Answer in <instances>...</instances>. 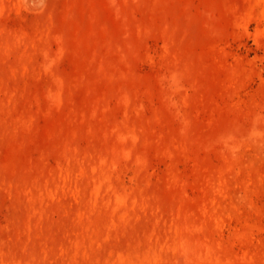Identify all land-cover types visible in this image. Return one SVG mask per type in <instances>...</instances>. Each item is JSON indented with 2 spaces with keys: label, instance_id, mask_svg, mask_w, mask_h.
<instances>
[{
  "label": "rangeland",
  "instance_id": "rangeland-1",
  "mask_svg": "<svg viewBox=\"0 0 264 264\" xmlns=\"http://www.w3.org/2000/svg\"><path fill=\"white\" fill-rule=\"evenodd\" d=\"M0 264H264V0H0Z\"/></svg>",
  "mask_w": 264,
  "mask_h": 264
}]
</instances>
